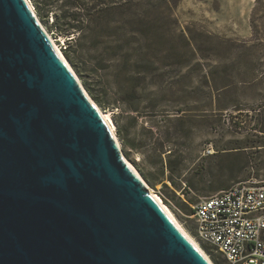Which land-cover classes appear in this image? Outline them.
Returning a JSON list of instances; mask_svg holds the SVG:
<instances>
[{"label": "water", "instance_id": "obj_1", "mask_svg": "<svg viewBox=\"0 0 264 264\" xmlns=\"http://www.w3.org/2000/svg\"><path fill=\"white\" fill-rule=\"evenodd\" d=\"M0 264H211L126 161L26 0H0Z\"/></svg>", "mask_w": 264, "mask_h": 264}, {"label": "rangeland", "instance_id": "obj_2", "mask_svg": "<svg viewBox=\"0 0 264 264\" xmlns=\"http://www.w3.org/2000/svg\"><path fill=\"white\" fill-rule=\"evenodd\" d=\"M255 6L257 0H142L130 22L142 33L137 40L153 41L150 58L158 69L144 78L122 65L120 53L106 52L110 73L121 71L119 107L114 89L82 73L77 35L61 33L37 14L91 98L111 114L124 155L215 264L223 263L197 235L195 204L239 182L264 181V18L257 15L263 26L255 34ZM189 30L201 48L195 58L178 36L189 37ZM119 126L125 137L143 141L141 149L124 142Z\"/></svg>", "mask_w": 264, "mask_h": 264}, {"label": "trees", "instance_id": "obj_3", "mask_svg": "<svg viewBox=\"0 0 264 264\" xmlns=\"http://www.w3.org/2000/svg\"><path fill=\"white\" fill-rule=\"evenodd\" d=\"M141 1L35 0L37 14L42 20L47 22L52 20V24L63 34L75 33L74 35H77L75 39L78 56L82 61V73L94 78L102 89H114L117 96L113 95L112 101L117 104V107H119V100H121L119 98L122 86L121 71L118 69L114 73H110L108 66L105 65L106 52L114 50V53H120L122 65L130 64L134 66L139 74L144 75V78L153 75L158 69L155 66L154 59L150 58L153 41L146 40V38L144 39L145 42L137 40L136 36L142 33L140 30L135 29L133 23L130 22V19L134 18L133 16L137 17L135 6L141 4ZM262 2L263 0H257V6L253 9L251 25L255 34L259 33L263 26V23L259 24L260 22L256 18L259 14L261 18H264V9L258 8V5ZM175 3L177 2L175 1ZM105 31L109 33L107 38L103 36L106 33ZM197 33L200 37L214 39V35L211 33L200 30H197ZM188 35L189 37L182 31L178 36L181 37L187 48L185 53H189L195 58L197 54H200L201 48L194 43L195 35L192 34L191 30H189ZM126 46L127 50L125 51ZM173 48L174 51L180 53L181 50L175 45ZM215 87L216 85H211L212 89H215ZM217 99L218 96H215L216 102H218ZM218 109L222 108L219 106ZM123 132V129L119 126V134L123 137L124 142L134 149H141L142 140L125 137ZM169 167L171 170L174 169L172 166ZM171 183L177 187L175 181ZM181 190L184 191L185 187H181ZM204 245L211 251L206 243ZM214 255L217 256V259L219 257L218 261L220 263L226 264L220 255Z\"/></svg>", "mask_w": 264, "mask_h": 264}, {"label": "built area", "instance_id": "obj_4", "mask_svg": "<svg viewBox=\"0 0 264 264\" xmlns=\"http://www.w3.org/2000/svg\"><path fill=\"white\" fill-rule=\"evenodd\" d=\"M193 217L198 237L226 264H264V181L201 198Z\"/></svg>", "mask_w": 264, "mask_h": 264}, {"label": "bare ground", "instance_id": "obj_5", "mask_svg": "<svg viewBox=\"0 0 264 264\" xmlns=\"http://www.w3.org/2000/svg\"><path fill=\"white\" fill-rule=\"evenodd\" d=\"M28 2V4L31 6V8L33 9L35 15L37 16V19L42 27V29L44 30L46 36L48 37L50 43L52 44L53 48L55 49V51L57 52V54L63 59V61L65 62V64L69 67V69L73 72V74L76 76V78L78 79L79 83L81 84L83 90L86 92L87 96L89 97V99L91 100V102L96 106V108L99 110V112L101 113V115L103 116V118L105 119V121L107 122V124L109 125L110 129L112 130L113 134L115 135L119 146L121 147L122 150V146H121V142L119 141V138L117 137L116 134V130H115V124L113 122V118L111 116V114L109 112L104 111L89 95V93L87 92V90L85 89L84 85L82 84L79 76L77 75V73L75 72V70L73 69V67L71 66V64L69 63L68 59L65 57L64 53L62 52V50L59 48V46L57 45L56 41L53 39V37L50 35V33L47 31V29L44 27V25L41 23V21L39 20V17L34 9V5L31 2V0H26ZM123 152V151H122ZM124 155V153H123ZM126 161L129 163V165L135 170V172L140 176V178L143 180V182L146 184L149 193L151 194V196L162 206V208L166 211V213L170 216V218L174 221V223L181 229V231L195 244V246L201 251V253L210 261L211 264H215L213 262V260L209 257V255L204 251V249L202 248V246L199 244V242L188 232V230L181 224V222L178 220V218L176 217V215L173 213V211L169 208V206L163 201L162 197L155 193L152 188L148 185V183L144 180V178L142 177V175L140 174V172L138 171V169L131 163V161H129V159L124 155Z\"/></svg>", "mask_w": 264, "mask_h": 264}, {"label": "crops", "instance_id": "obj_6", "mask_svg": "<svg viewBox=\"0 0 264 264\" xmlns=\"http://www.w3.org/2000/svg\"><path fill=\"white\" fill-rule=\"evenodd\" d=\"M221 32V31H220Z\"/></svg>", "mask_w": 264, "mask_h": 264}]
</instances>
